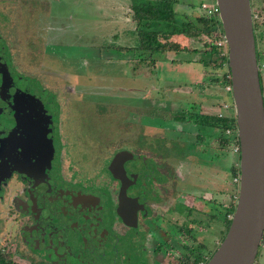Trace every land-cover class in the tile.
<instances>
[{
  "label": "flooded vegetation",
  "instance_id": "1",
  "mask_svg": "<svg viewBox=\"0 0 264 264\" xmlns=\"http://www.w3.org/2000/svg\"><path fill=\"white\" fill-rule=\"evenodd\" d=\"M203 3L195 15L176 12L184 21L209 18ZM250 4L264 108V0ZM69 9V0H0V264L205 263L230 223L240 154L231 91L214 80L223 72L214 67L210 35L193 37L198 45L196 38L208 40L194 57L209 63L201 66L210 75L217 70L202 85L224 86L221 98L191 100L185 110L171 101L168 113L141 110L174 124L186 116L203 129L193 138L205 143L204 161L228 158L227 172L212 166L216 186L188 181L201 164L198 153H183L184 131L153 128L134 114V100H103L98 82L90 87L86 53L98 67L104 37L97 24H87V36ZM5 47L14 69L4 66ZM38 88L50 92L48 100L34 97ZM258 255L264 264V230L253 264Z\"/></svg>",
  "mask_w": 264,
  "mask_h": 264
},
{
  "label": "rangeland",
  "instance_id": "2",
  "mask_svg": "<svg viewBox=\"0 0 264 264\" xmlns=\"http://www.w3.org/2000/svg\"><path fill=\"white\" fill-rule=\"evenodd\" d=\"M69 1L71 4V10L69 9L70 14L75 15L74 19L72 17L70 21L72 23H75L77 26H79V23H85L84 29H86L87 36L90 35V31L92 28V26H88L87 24L93 26L97 24L99 28L98 30L102 32L104 37V50L101 55L102 62L98 67H96L97 63L95 55L92 56V54L88 53L89 51H87L86 53L88 63L86 64L85 69H87L86 72L91 75V77L93 76V80L89 78V81H92L90 87L96 88L97 81L102 90L103 100H134L135 112L131 111L130 109H127L125 111L134 112V114L139 116L141 114H145V116H143L144 119L147 121V124L150 123L153 128L164 127L167 129H181L185 132L183 133L182 139L184 142L183 145L185 146L183 148H180L182 149L183 153H188V151L191 150L189 153L196 155L194 153H198L201 148H204L205 143L199 140H195L193 138V134L196 135V132L198 131H201L202 133L203 129H197L195 131L192 127L191 121L186 116H184V119H182V123L174 124V122L165 118H161L158 114H154V111H142L141 108L143 107V109L146 110H155V108H160L162 109V112L168 113L170 109H168L169 106L167 105H171V101H175L176 104H182L183 107L181 108L185 110L186 108H188V106L189 109L192 107L190 105L191 100L197 102L198 98L200 97L204 98L206 102L212 99L217 100L218 98H221V90H225L224 86L221 89L219 85L214 86L211 84V86L208 87L202 85V81L205 80L206 75H208L210 78L217 73V70L213 71V73H211L210 75L206 70H204V68L202 69L201 66L202 70L199 69L198 71H195L192 77L189 78V74L187 72L179 73L175 71L178 67L175 64L169 63V58L173 55V53L171 52L167 53V55H163V57H165V63H163V60H161V57L158 54L157 56L153 55L151 59H148L145 57L146 54L142 55L138 52V54L136 52H125L120 49L118 51L117 45L133 49L138 45V36L135 29L136 21L134 15L132 14L131 7L134 0ZM78 18H80V20ZM93 38V41L95 42H100L101 40L99 34H96ZM183 38L184 41H179V39L177 41V44L182 43L187 46V42L189 41H187V39L189 38H186L185 36H183ZM196 42L200 44L198 45L195 43L193 46L198 45L202 49H204L205 47L208 48V40L206 42H203L202 38H196ZM192 48L190 47V49ZM165 49L167 48L165 47ZM181 49L184 51V48ZM196 49L200 50L198 48ZM2 53L7 58L4 66L8 69H14L15 66L9 60L11 56L6 47ZM73 55L74 54L72 53V56ZM178 58L180 61H184L186 58L185 53H179ZM200 58L204 60V54H202ZM162 63L165 64V66L161 65ZM8 69H6L7 72ZM222 71L225 72L226 68L222 69ZM12 74L14 73H11V75ZM137 75H141V78H139ZM181 79H183L185 82ZM142 88L149 90L147 93H145L144 89ZM36 91L38 92V95H36L34 90V97L38 96L39 100H42L43 98L47 100L49 99L50 92H47L42 88H38L36 89ZM169 98L171 100H169ZM228 99L233 103L231 94H229ZM174 109L179 110L180 107L176 106ZM37 119L38 118H35V121ZM28 128H31V126L29 125ZM51 135L55 137V139H57L56 132L52 133ZM180 137L181 136H179V138ZM55 139H53L54 141L51 143H54L56 141ZM55 145L58 146L56 143ZM193 146L196 147L192 149ZM198 155L199 156H197L196 160L201 164V166L199 165L197 167V170H190V172L186 174L188 181L193 185L194 183L199 185V183H203L207 179L216 186L217 179L219 178H217L214 174L212 166L214 165L216 170H218V168H225L227 172V170L229 169L227 160L228 158L224 159L220 157L214 163L208 164L207 161H204L205 157L202 153H198ZM203 165L204 167L208 165L207 170L203 167ZM229 178L231 179V174ZM184 187V192L186 193V190L190 189V187L187 186V184H185ZM259 250H262L261 246ZM260 260L261 259L258 255L257 264H259Z\"/></svg>",
  "mask_w": 264,
  "mask_h": 264
},
{
  "label": "water",
  "instance_id": "3",
  "mask_svg": "<svg viewBox=\"0 0 264 264\" xmlns=\"http://www.w3.org/2000/svg\"><path fill=\"white\" fill-rule=\"evenodd\" d=\"M215 4L227 46L240 145L239 183L228 228L205 264H253L264 230V108L251 4L250 0H215Z\"/></svg>",
  "mask_w": 264,
  "mask_h": 264
},
{
  "label": "trees",
  "instance_id": "4",
  "mask_svg": "<svg viewBox=\"0 0 264 264\" xmlns=\"http://www.w3.org/2000/svg\"><path fill=\"white\" fill-rule=\"evenodd\" d=\"M132 10L136 20L135 29L138 36V45L134 49L142 55L146 54L147 56L145 55V57L148 59L166 50V45L161 42V36L166 35L163 38L167 39L169 35L181 34L185 37L193 38L203 31L209 35H219L220 32L222 34L220 20L217 16L215 18L210 16L209 18H199L195 22L193 20H182L175 10V0H134ZM181 17L187 18L184 14ZM197 22L202 23L204 28H200ZM209 23H211V26ZM193 51L196 52L197 50ZM209 51L214 56L212 59L214 67L219 69L226 68L223 77L219 78L220 80L218 78H214V80L220 81L221 84H229L230 80L226 77V74H229L227 54L221 55L214 44ZM198 63L204 66L209 65V63L200 59H198ZM201 115L205 114L201 113ZM199 117L196 118L195 122L200 120ZM215 118L218 119L216 114ZM234 206L235 201L231 204V213L234 210Z\"/></svg>",
  "mask_w": 264,
  "mask_h": 264
},
{
  "label": "crops",
  "instance_id": "5",
  "mask_svg": "<svg viewBox=\"0 0 264 264\" xmlns=\"http://www.w3.org/2000/svg\"><path fill=\"white\" fill-rule=\"evenodd\" d=\"M202 1H206L208 3H215V0H197V1L196 0H175V2H176L175 10L178 13L190 12L191 14L195 15L197 13L196 7H198L199 3ZM165 36L160 37L162 44L166 45V48H167L164 52L159 54V56L161 57V60H163V63H165L164 62L165 57H163V55H165V54L167 55V53H170V52L173 53L172 57L170 56V58H169V63L175 64L178 67L176 70L175 69H173V70H175L179 73L180 72H183V73L187 72L189 74V78H191L195 71H198L199 69H201V64L198 63L199 58L194 57V55L198 54V52L193 51L196 49V46H193L195 44L194 38L187 39V41L189 40L187 42L188 43V45H187L188 47H187L182 43L177 44V41L179 39H180L179 41H184L183 35H181V34L169 35V36H167L168 37L167 39H164L163 37H165ZM179 44H181V45H179ZM192 46H193V48H192ZM190 47L192 48L191 50H189ZM181 48H184V51ZM179 50H181V51H179ZM181 52L185 53V55H186V58L184 61H180L178 58V54ZM163 63L161 65L165 66V64H163ZM181 70H184V71H181ZM181 80L184 81L183 79H181ZM198 100H205V99L200 97V98H198ZM215 114H217V113H215ZM232 189H233V187H232ZM232 193H233V191H232Z\"/></svg>",
  "mask_w": 264,
  "mask_h": 264
},
{
  "label": "built area",
  "instance_id": "6",
  "mask_svg": "<svg viewBox=\"0 0 264 264\" xmlns=\"http://www.w3.org/2000/svg\"><path fill=\"white\" fill-rule=\"evenodd\" d=\"M203 9L205 10V13L209 15L210 17H219V9L218 6L215 3H203L202 4ZM209 38L212 39L213 44L217 47V49L220 51L221 55L227 54V46L225 39L223 38V35L220 34H212L209 36ZM226 77L230 80V74H226ZM226 88L231 91V84H226ZM198 264H205V263H198Z\"/></svg>",
  "mask_w": 264,
  "mask_h": 264
}]
</instances>
